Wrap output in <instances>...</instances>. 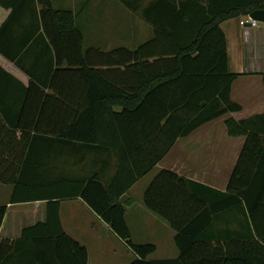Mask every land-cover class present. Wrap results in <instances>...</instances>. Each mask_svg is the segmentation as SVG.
Masks as SVG:
<instances>
[{
    "label": "trees",
    "instance_id": "trees-1",
    "mask_svg": "<svg viewBox=\"0 0 264 264\" xmlns=\"http://www.w3.org/2000/svg\"><path fill=\"white\" fill-rule=\"evenodd\" d=\"M120 1L154 29V37L135 49L85 50L77 15L55 8L53 0H0L10 9L0 26V55L29 78L27 85L14 84L24 87L16 116L1 106L0 96V185H14L12 205L46 201L47 207L45 221L25 226L14 241L0 240V264H89L87 247L65 232L60 217V200L75 197L126 242L138 257L131 264H264V114L226 119L228 135L247 141L225 192L167 169L145 190L146 209L175 231L177 258L147 260L157 246L133 242L122 201L180 138L242 111L231 97L239 74L230 71L221 23L264 10V0ZM16 26L25 29L17 42ZM37 48L41 54L32 58ZM2 73L9 76L0 66ZM27 136L107 152L116 160V173L109 184L97 173L67 179L61 197L47 191L49 183L31 188V179L45 178L49 169L31 165L33 141L25 143ZM23 145L24 159L18 150L11 156ZM235 207L247 209L249 233L211 236L218 213ZM8 210L0 205V232Z\"/></svg>",
    "mask_w": 264,
    "mask_h": 264
},
{
    "label": "crops",
    "instance_id": "crops-1",
    "mask_svg": "<svg viewBox=\"0 0 264 264\" xmlns=\"http://www.w3.org/2000/svg\"><path fill=\"white\" fill-rule=\"evenodd\" d=\"M92 2L93 0H86L84 3L85 8H90ZM8 10L10 9H6L0 3V26L8 17ZM244 17L229 19L221 23V28L225 32L227 39L230 71L231 73L239 74V77L232 84L231 97L235 103L242 106V111L228 113L219 119L204 124L191 135L180 138L170 153L153 171L156 169L159 172L163 169L172 170L182 177L197 181L217 191L225 192L227 190L246 144L247 137L229 136L225 121L230 117L242 120L264 114V23H259L258 27H251L249 24L242 26L240 22ZM29 20L25 19L24 25L27 26V23L30 22ZM24 30L20 26L13 28L12 32L16 42L21 40ZM39 47H43V45ZM40 54L41 48H37L33 52L32 58ZM32 58L28 63L26 61L27 65L33 63ZM0 66L9 75L7 77L4 76L6 75L5 73L0 74V96H3L1 106L6 111H10V114L16 116L17 112H21L23 109L24 87H22V84H14L16 80H19L27 85L29 78L13 62L8 61L2 55H0ZM11 76L16 78L14 83H11L12 85L9 82ZM17 135L18 140H21L22 134L18 132ZM27 138H31L33 141V153L31 157L33 163L31 165H37L38 162L43 166L44 171H46L45 168L49 169L45 178L36 181L32 180L33 178L31 179V183L33 182L30 184L31 188L33 185L39 186V184L49 183L50 189L47 191H53L54 196L61 197L64 196L62 192L66 189L64 182L65 180L68 181L67 179L79 181L97 173L105 184H109L116 173V160L113 155L107 152L90 150L77 144L63 143L58 140H49V142L48 140L43 141L41 139L33 140V137L28 136L24 138L25 143L27 142ZM42 143H49V145L43 146ZM17 150L22 153V158L24 159L25 154L23 155V153L28 152L25 151L26 147L24 145L18 146L15 150L10 151L11 156H14ZM3 158L7 157L3 155ZM46 159H51L52 161L46 162ZM30 171V175L33 176L32 169ZM144 178L138 181L122 197V201L125 202L127 208L136 205L135 200L130 194L140 185ZM66 185L69 186L68 184ZM14 188L12 184L0 185V205H7L9 207L0 232V240L2 241H14L18 239L25 226L35 224L38 221H45L47 215L46 201L12 205L11 198ZM146 189V184L138 188L140 196L138 199L140 212L138 214L147 216L146 221L153 231H157L160 227L171 231L170 239L176 245L175 231L171 226L164 219L147 210L143 204L144 199L142 203V196H144ZM201 192L212 201L213 196L209 191L204 189ZM60 217L65 232L87 247L89 251V264L92 261V254L88 243L82 234L73 233L72 231L70 233L66 225L67 223L85 222L88 230L97 235L99 244L102 247L106 244L105 238L108 237L106 240H109V244L103 250L106 254H115L117 252L116 244L121 246L126 244L80 197L61 199ZM249 231L250 225L247 209L235 207L226 212L218 213L215 226L210 231V235L214 237L222 234L227 235V237L231 235L243 236L247 235ZM172 252L175 255L167 259H174L179 256L180 252L178 248ZM132 258L134 259L129 264L138 259L135 253ZM149 258L147 259L148 261L166 260H150Z\"/></svg>",
    "mask_w": 264,
    "mask_h": 264
},
{
    "label": "rangeland",
    "instance_id": "rangeland-1",
    "mask_svg": "<svg viewBox=\"0 0 264 264\" xmlns=\"http://www.w3.org/2000/svg\"><path fill=\"white\" fill-rule=\"evenodd\" d=\"M85 2L86 0H53L55 8L72 10L77 15V24L85 39V50L100 48L108 51L117 47L135 49L153 38L152 26L120 0H93L90 8H85ZM42 145L47 146L48 144L43 143ZM50 161L52 160L46 159V162ZM157 171L158 169L144 178L139 186L146 184L147 188L158 174L159 171ZM139 186L130 194L136 205L127 208V221L132 232V240L136 244L157 246V251L150 256V260L173 257L175 254L172 251L177 250L178 247L170 239L171 231L161 227L157 231H153L148 226L147 216L138 214L140 212L138 207ZM143 199L144 196H142V203ZM66 225L70 233L72 231L83 235L91 249V264H129L134 259L132 258L134 253L127 244L123 246L116 244L117 252L115 254L103 252L109 244V240H106L108 237L105 238L106 244L102 247L97 235L88 230L85 222L78 221Z\"/></svg>",
    "mask_w": 264,
    "mask_h": 264
},
{
    "label": "water",
    "instance_id": "water-1",
    "mask_svg": "<svg viewBox=\"0 0 264 264\" xmlns=\"http://www.w3.org/2000/svg\"><path fill=\"white\" fill-rule=\"evenodd\" d=\"M250 16L253 20L259 23H264V10H255L250 14Z\"/></svg>",
    "mask_w": 264,
    "mask_h": 264
},
{
    "label": "built area",
    "instance_id": "built-area-1",
    "mask_svg": "<svg viewBox=\"0 0 264 264\" xmlns=\"http://www.w3.org/2000/svg\"><path fill=\"white\" fill-rule=\"evenodd\" d=\"M240 23L242 26H246L247 24H250L251 27H258L259 26V22L253 20L250 15L244 17V19L241 20Z\"/></svg>",
    "mask_w": 264,
    "mask_h": 264
}]
</instances>
